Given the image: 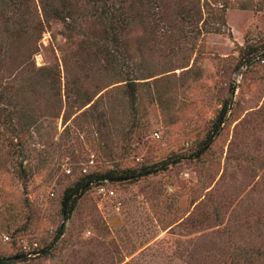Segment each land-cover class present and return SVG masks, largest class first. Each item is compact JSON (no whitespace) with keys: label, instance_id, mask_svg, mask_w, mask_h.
I'll use <instances>...</instances> for the list:
<instances>
[{"label":"rangeland","instance_id":"obj_1","mask_svg":"<svg viewBox=\"0 0 264 264\" xmlns=\"http://www.w3.org/2000/svg\"><path fill=\"white\" fill-rule=\"evenodd\" d=\"M125 4L136 16L122 46L108 45L115 64L99 50L102 28L90 16L78 12L69 30L43 20L32 0L20 37L0 22L3 46L20 39L15 49H34L35 65L60 79L48 87L31 83L20 64L0 69V235L9 236L0 259L223 264L234 245L258 248L255 264H264V62L254 59L264 54V0ZM191 7L200 12L194 23L181 18ZM127 78H136L134 99ZM66 126L79 140H67ZM143 166L150 173L138 179L103 182L112 196L96 182L79 189L62 219L63 192L79 178ZM24 245L33 255L6 261ZM208 248L227 254L207 261Z\"/></svg>","mask_w":264,"mask_h":264},{"label":"trees","instance_id":"obj_2","mask_svg":"<svg viewBox=\"0 0 264 264\" xmlns=\"http://www.w3.org/2000/svg\"><path fill=\"white\" fill-rule=\"evenodd\" d=\"M31 1L32 0H0V22L4 24V30L9 31L12 37H20L22 33V30H20L22 29L21 24H26L27 18L34 17ZM125 2L126 0H39V6L43 20L47 21V23L50 20L61 22L63 23V26L69 30H72L70 27V20L73 19V16L78 14V12L79 16L81 17L90 16L94 18L97 22H99L103 32V41L99 46V50L102 51L106 56L110 57L109 61L111 64H115L118 62V57L108 45L112 44L116 47L122 46V35L129 24V20L132 19V16H136L135 12L133 13V9L130 6H127ZM139 2H141V0H139ZM157 7H159V5L156 6V8ZM35 13H37L36 9ZM199 13L198 7L197 9L196 7L195 9L194 7H191L181 12V18L184 20L187 19L190 23H194L196 21L194 18H196ZM36 25L38 26L39 31L41 30L42 32L44 28H40L42 25L41 22L37 21ZM41 32H39V36L37 35V38H40ZM19 40L15 39L11 43H7L5 46H3L0 42V69L8 65L20 64L22 70L31 74V76L28 78L31 83L34 81V83H44L48 87H53L60 83V79L57 77V72L51 66L37 67L35 65L33 54H35L36 51L34 49L21 51L15 49V45L19 42ZM261 49L264 50V45L261 47ZM255 55L257 54L251 55V58ZM115 73L119 74L121 71L116 70ZM135 79L136 78L125 79L126 86L124 92L129 99L135 98L137 84ZM0 98H3V96H0ZM225 112L226 107L222 109L221 114L217 119V128L223 122V116L225 115ZM82 127H80L81 131L86 129ZM216 130H214L213 133H215ZM63 132H66L68 141L79 140L80 134L77 131H74V128L70 129L69 126H66ZM213 136L214 134L212 133L208 135L206 144L210 142ZM73 144L66 143L65 149H73ZM142 173H150V171L144 166L139 169H125L120 171L109 169L102 174L92 172L86 174L82 178H79L73 186L67 187L63 192L60 202V213L62 219L65 221L70 217L73 209L75 208L77 192L79 189L87 187L89 183L96 182L99 184L103 180H107L109 182H120L129 179H138ZM62 233L63 224H61L57 230L55 237L58 238ZM233 248L235 249L233 250L234 252L237 250L244 255L241 256V261L240 259L235 258L234 252H229L227 256L228 259L224 257V261H226V263L224 262L223 264H255L256 260L258 259L257 257H259L258 255H261V252L258 248L251 249V247H248V249H251L248 250L247 247L235 248L234 245ZM248 251H251V254L248 253ZM26 253L31 252H24L21 250L8 257L24 255ZM206 253L207 261H211L210 256L215 258H218L217 255H219V257H222L223 255L226 256L227 249L222 248L218 250L214 248H208ZM3 262L5 263V260L0 259V264H3Z\"/></svg>","mask_w":264,"mask_h":264},{"label":"built area","instance_id":"obj_3","mask_svg":"<svg viewBox=\"0 0 264 264\" xmlns=\"http://www.w3.org/2000/svg\"><path fill=\"white\" fill-rule=\"evenodd\" d=\"M259 59L261 60V62H264V55H263L261 58H259ZM92 162H93V160L91 159V160H90V163H92ZM86 170H87V168L84 167V168H83V171L85 172ZM65 171H66L67 173H71V169H70L69 167L65 168ZM103 182H108V181H107V180H103V181L99 184V186H98V191H99L100 193H102V194L107 195V196H112V195H114L113 190H111V189H107L106 186H104V185L102 184ZM0 239H2L4 242H8V241H9V236L3 234V235H0ZM22 251H24V252L27 251V246H26V245H24V246L22 247ZM26 254H30V253H26Z\"/></svg>","mask_w":264,"mask_h":264},{"label":"water","instance_id":"obj_4","mask_svg":"<svg viewBox=\"0 0 264 264\" xmlns=\"http://www.w3.org/2000/svg\"><path fill=\"white\" fill-rule=\"evenodd\" d=\"M264 55V54H263ZM262 55L257 56L254 59H259ZM33 254H24V255H16V256H12L6 259L7 262H19L24 260L25 258L31 256Z\"/></svg>","mask_w":264,"mask_h":264}]
</instances>
